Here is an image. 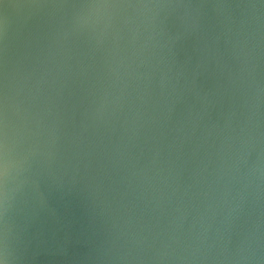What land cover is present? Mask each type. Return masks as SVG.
I'll return each instance as SVG.
<instances>
[{"label": "water", "instance_id": "obj_1", "mask_svg": "<svg viewBox=\"0 0 264 264\" xmlns=\"http://www.w3.org/2000/svg\"><path fill=\"white\" fill-rule=\"evenodd\" d=\"M5 135L17 264H264L259 0H0Z\"/></svg>", "mask_w": 264, "mask_h": 264}, {"label": "clouds", "instance_id": "obj_2", "mask_svg": "<svg viewBox=\"0 0 264 264\" xmlns=\"http://www.w3.org/2000/svg\"><path fill=\"white\" fill-rule=\"evenodd\" d=\"M95 8L99 5H90ZM255 7V5H253ZM15 163L10 152L7 136L0 142V264H17L18 257L11 241L8 213L11 208L9 183Z\"/></svg>", "mask_w": 264, "mask_h": 264}, {"label": "snow or ice", "instance_id": "obj_3", "mask_svg": "<svg viewBox=\"0 0 264 264\" xmlns=\"http://www.w3.org/2000/svg\"><path fill=\"white\" fill-rule=\"evenodd\" d=\"M261 6H264V0H259Z\"/></svg>", "mask_w": 264, "mask_h": 264}]
</instances>
